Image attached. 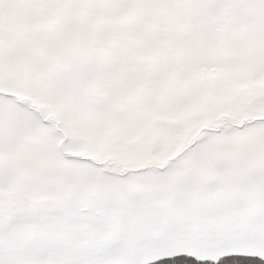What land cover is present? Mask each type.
<instances>
[{
    "label": "snow or ice",
    "instance_id": "6c2138e0",
    "mask_svg": "<svg viewBox=\"0 0 264 264\" xmlns=\"http://www.w3.org/2000/svg\"><path fill=\"white\" fill-rule=\"evenodd\" d=\"M0 264H264V0H0Z\"/></svg>",
    "mask_w": 264,
    "mask_h": 264
}]
</instances>
